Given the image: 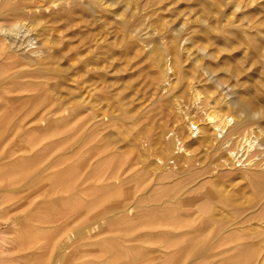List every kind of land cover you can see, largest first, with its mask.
<instances>
[{
  "label": "rangeland",
  "instance_id": "rangeland-1",
  "mask_svg": "<svg viewBox=\"0 0 264 264\" xmlns=\"http://www.w3.org/2000/svg\"><path fill=\"white\" fill-rule=\"evenodd\" d=\"M13 1L0 264H228L229 191L250 193L229 145L264 139V0Z\"/></svg>",
  "mask_w": 264,
  "mask_h": 264
},
{
  "label": "bare ground",
  "instance_id": "bare-ground-1",
  "mask_svg": "<svg viewBox=\"0 0 264 264\" xmlns=\"http://www.w3.org/2000/svg\"><path fill=\"white\" fill-rule=\"evenodd\" d=\"M3 2V1H1ZM0 2V12L4 11V12H8V14L12 17V19L18 17V15H23L26 13L25 9L22 10L21 8H19L17 6V1H13V0H7V3L2 4ZM26 7V6H25ZM29 8V7H28ZM27 8V9H28ZM4 14V13H1ZM7 17V16H6ZM11 19V20H12ZM10 21V20H9ZM2 27V26H1ZM1 30V29H0ZM21 30V29H20ZM6 31V30H5ZM8 34V32H7ZM6 34V35H7ZM22 34V33H21ZM26 34V33H25ZM24 34V35H25ZM10 35V34H9ZM23 36V35H22ZM8 38V37H7ZM12 38V37H11ZM33 40V39H32ZM4 39H2L0 37V123L3 121L4 119V112H3V98L6 99L3 94H2V87H3V83L5 82L4 79V75L3 73H7L6 71H4V67L7 63L4 62L7 57H12L11 55H9L5 50L2 49L3 47V43ZM15 42V41H14ZM30 43V42H29ZM11 45V44H10ZM18 45V44H17ZM6 48V46H5ZM4 48V49H5ZM18 48V47H17ZM7 49V48H6ZM156 50V49H155ZM8 51V50H7ZM11 59V58H10ZM15 59V58H14ZM13 59V60H14ZM164 59V58H163ZM17 61V60H16ZM10 62V61H8ZM16 63V62H15ZM11 64V63H10ZM12 64H14V62H12ZM11 64V65H12ZM18 64V63H17ZM166 65V64H165ZM170 65V64H169ZM7 66V65H6ZM16 66V64H15ZM167 66V65H166ZM11 67V66H9ZM18 67V66H17ZM12 68V67H11ZM10 69V68H9ZM8 69V70H9ZM16 69V68H15ZM168 69V68H167ZM166 69H163V72ZM22 71V70H21ZM167 71V70H166ZM11 72V71H10ZM9 74V73H8ZM10 75V74H9ZM11 76V75H10ZM163 76V75H162ZM6 77V76H5ZM8 78V77H7ZM167 77L164 76V78L162 80H165ZM169 78V77H168ZM167 78V79H168ZM7 81V80H6ZM166 83L168 82L167 80H165ZM170 81V80H169ZM5 85V84H4ZM163 90V89H162ZM166 90V89H164ZM9 99V98H8ZM17 100V99H16ZM15 100V101H16ZM6 105V104H5ZM11 119V118H10ZM9 122V121H8ZM13 124V123H12ZM3 126V125H2ZM260 129V128H259ZM250 131V130H249ZM6 132V131H5ZM260 132V131H259ZM0 139L4 136L2 135L3 132H0ZM221 133V132H220ZM231 133V132H230ZM229 133V134H230ZM261 133V132H260ZM228 134V135H229ZM249 138L251 136L248 135ZM260 137V136H259ZM253 138V137H252ZM4 139V138H3ZM248 139V138H247ZM2 140V139H1ZM0 140V141H1ZM246 141V142H245ZM244 142H239V141H234L231 142V144L229 145V150H230V162H229V171L230 174L232 175V179L234 178V175L236 174V171H240L242 178L245 181V188L249 189L250 193H248L246 196H243V198L241 200L238 201L237 197H236V191L233 188V184L232 187L230 189V193L228 195V200L226 203V213H227V220H226V231H227V241L225 242V252H228V256L226 257L228 260V264H264V139H259L258 137L255 136L254 139H249V140H245ZM4 145V144H3ZM2 147V146H1ZM1 149V148H0ZM239 149V150H238ZM241 152V153H240ZM107 153V152H106ZM109 157L112 158V156L108 155ZM108 158V157H107ZM106 158V159H107ZM4 159V158H3ZM191 159V158H190ZM5 161V160H4ZM4 161L1 160L0 158V181H3L4 178V174H5V163ZM51 161V160H50ZM43 162V161H42ZM49 163V162H48ZM127 162H119L117 165H115L114 167H112L111 171L109 172L107 178H111L113 177L114 180L111 182H115V180H119L120 176L123 175L124 172H126L127 167H129L128 165H126ZM193 164V163H192ZM192 164H188L182 172H184V180L188 179V175L187 172L194 169L191 168ZM195 164V163H194ZM48 165V164H47ZM46 165V166H47ZM51 165V164H50ZM83 166H85L83 164ZM83 166H81L82 168L79 169L80 171L82 169H86L83 168ZM66 167V166H65ZM65 167H61L59 169H57V174H61L63 168ZM43 168V167H42ZM136 168V167H135ZM48 169L45 167V170ZM40 170V169H39ZM44 170V169H43ZM37 171V170H36ZM80 171H76L74 174V179L72 180V182L76 181V178L78 177V175L76 174L77 172ZM129 171V170H127ZM199 171V170H198ZM38 172V171H37ZM41 172V171H40ZM45 172V171H44ZM134 172V171H133ZM200 172V171H199ZM82 173V172H81ZM37 174V173H36ZM42 174V173H41ZM193 175V174H191ZM191 175L189 177H191ZM198 175V174H197ZM80 176V175H79ZM37 178V177H36ZM82 178V176H81ZM81 178L79 179L80 181ZM198 178V176L195 175V177L189 179L186 181V183L184 184V189L182 191H179V195L171 200V202L176 201L178 202V204H180V202H187V198L191 196L190 193L191 191L189 190V187L187 186L189 182L191 181H195ZM235 179V178H234ZM78 180V179H77ZM79 181V183H81ZM84 181V179H83ZM82 181V182H83ZM156 180H154L155 182ZM205 181V180H204ZM233 181V180H232ZM184 182V181H183ZM207 182V181H206ZM159 182H156L155 184H157ZM198 181H195L194 185H197ZM191 184V183H190ZM206 184V183H205ZM150 186V185H149ZM190 186V185H189ZM192 187V186H191ZM146 187H142L141 190H143L139 195H135V197H133V199L131 200V198H127L126 199V204L124 205V207H122L120 210H118L119 213H127V212H132L133 207L137 205V203L139 201H141V195L144 193ZM201 188V187H200ZM1 189V188H0ZM5 189V188H4ZM180 190V189H179ZM199 187L195 186L193 188V191L198 192ZM195 194V193H194ZM193 195V194H192ZM162 196V195H161ZM167 196V195H165ZM164 196V197H165ZM163 197V196H162ZM197 197V196H196ZM214 197V196H213ZM159 199V198H158ZM163 199V198H162ZM188 199V200H189ZM169 200V199H168ZM162 201V200H161ZM166 202V201H165ZM170 202V203H171ZM185 202V203H186ZM168 203V202H167ZM136 204V205H135ZM182 205V204H180ZM221 205V204H219ZM223 205V203H222ZM184 206V205H182ZM223 208V206H222ZM224 209V210H225ZM191 216V215H190ZM111 217V216H110ZM191 218V217H190ZM189 218V219H190ZM182 219V218H181ZM188 219V218H187ZM185 221H187L186 219H184ZM189 221V220H188ZM214 221V220H211ZM6 222V221H5ZM186 224V222H183V224ZM224 223V221L221 222ZM184 224V225H185ZM89 225V224H88ZM85 225L84 227L88 226ZM188 225V224H187ZM224 225V226H225ZM194 226V225H193ZM217 226V225H216ZM223 226V225H222ZM223 226V228H224ZM37 227V226H36ZM197 227V226H195ZM199 228V227H198ZM214 228V227H213ZM212 228V229H213ZM39 229V228H38ZM7 230V229H6ZM193 230L195 231L196 228ZM192 230V232H194ZM182 231V230H181ZM201 231V230H199ZM211 231V229H210ZM214 231V230H213ZM202 233V232H201ZM209 233V232H208ZM217 233L220 235L222 233V227H219L217 230ZM45 236V235H44ZM38 237V236H36ZM47 237V236H46ZM10 238V237H9ZM40 238V237H39ZM48 238V237H47ZM49 238H51L49 236ZM69 239V238H68ZM3 240V239H2ZM52 240V239H51ZM67 240V238L65 239ZM64 240V241H65ZM222 240V239H221ZM69 241V240H68ZM25 242V240H24ZM45 242V241H44ZM22 243V242H21ZM46 243V242H45ZM66 243V242H65ZM71 243V242H70ZM220 243V242H219ZM13 244V243H12ZM24 244V243H23ZM32 244V243H31ZM52 244V243H50ZM54 244V243H53ZM69 244V243H68ZM221 244V243H220ZM46 245V244H44ZM59 245V244H58ZM196 245V244H195ZM48 245H46L45 247H47ZM68 247V245H66ZM212 246V245H211ZM51 247V246H50ZM64 248V246H62ZM39 248V247H38ZM37 248V249H38ZM186 248V247H184ZM51 249V248H50ZM57 249V248H56ZM198 249V248H195ZM65 250V249H64ZM223 250V249H222ZM41 251V250H40ZM60 251V250H59ZM62 251V250H61ZM183 251V249H182ZM192 251V249H191ZM189 251V252H191ZM220 251V250H219ZM185 252V251H184ZM223 252V251H221ZM28 253V252H27ZM192 253V252H191ZM204 253V252H203ZM217 253V252H216ZM224 253V252H223ZM57 254V253H56ZM220 254V253H219ZM42 255V254H41ZM188 255V254H187ZM198 255V254H196ZM212 255V253H211ZM216 255V254H215ZM225 255V254H224ZM37 256V255H36ZM220 257V256H219ZM46 258V257H45ZM199 259L201 257H198ZM207 258V257H206ZM220 259V258H218ZM35 260V259H34ZM221 260V259H220ZM215 261V262H214ZM219 261V260H218ZM46 262V261H45ZM195 263V261H193ZM199 262V261H198ZM205 262V261H202ZM201 262V263H202ZM212 262V260H211ZM225 262V261H224ZM223 262V263H224ZM53 263V262H52ZM213 264L217 263L216 260L213 259ZM220 263V262H219ZM188 264V263H186ZM200 264V263H199ZM225 264V263H224Z\"/></svg>",
  "mask_w": 264,
  "mask_h": 264
}]
</instances>
